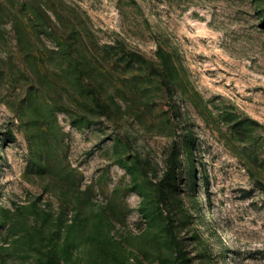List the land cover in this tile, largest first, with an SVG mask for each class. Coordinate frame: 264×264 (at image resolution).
<instances>
[{"label":"rangeland","instance_id":"1","mask_svg":"<svg viewBox=\"0 0 264 264\" xmlns=\"http://www.w3.org/2000/svg\"><path fill=\"white\" fill-rule=\"evenodd\" d=\"M0 264H264V0H0Z\"/></svg>","mask_w":264,"mask_h":264}]
</instances>
